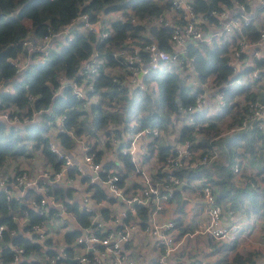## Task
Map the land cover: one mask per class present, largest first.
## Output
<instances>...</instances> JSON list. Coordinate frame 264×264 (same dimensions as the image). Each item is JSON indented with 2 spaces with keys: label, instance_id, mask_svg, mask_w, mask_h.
<instances>
[{
  "label": "clouds",
  "instance_id": "clouds-1",
  "mask_svg": "<svg viewBox=\"0 0 264 264\" xmlns=\"http://www.w3.org/2000/svg\"><path fill=\"white\" fill-rule=\"evenodd\" d=\"M12 4L0 264H264V0Z\"/></svg>",
  "mask_w": 264,
  "mask_h": 264
},
{
  "label": "trees",
  "instance_id": "trees-1",
  "mask_svg": "<svg viewBox=\"0 0 264 264\" xmlns=\"http://www.w3.org/2000/svg\"><path fill=\"white\" fill-rule=\"evenodd\" d=\"M46 2V0H35V3H44ZM13 6L12 4V0H0V9H11V7ZM34 7L33 5H27L20 13L21 16L25 15L29 8ZM18 17L16 18H8L5 20V15L4 14H0V27H4L5 29H8V31H11V26L15 25L16 21H17ZM19 48V45L16 46V49ZM15 49L13 48H8L6 51L0 52V62H2L4 60V58L8 55H14ZM9 69L11 68V65L7 66ZM46 66H41V68H39L37 71L43 72L46 71ZM13 87L19 88V85L14 84ZM0 98L3 99H15V100H19L20 97H9L6 94H0ZM33 131H35V126H33Z\"/></svg>",
  "mask_w": 264,
  "mask_h": 264
},
{
  "label": "rangeland",
  "instance_id": "rangeland-1",
  "mask_svg": "<svg viewBox=\"0 0 264 264\" xmlns=\"http://www.w3.org/2000/svg\"><path fill=\"white\" fill-rule=\"evenodd\" d=\"M3 29H5V28L4 27H0V30H3ZM0 34H3L5 36H7V33H0Z\"/></svg>",
  "mask_w": 264,
  "mask_h": 264
}]
</instances>
